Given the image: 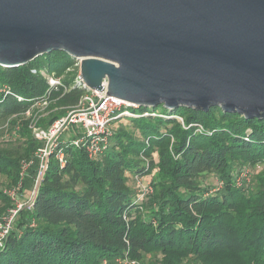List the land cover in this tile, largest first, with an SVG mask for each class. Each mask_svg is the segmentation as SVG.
Returning <instances> with one entry per match:
<instances>
[{
    "label": "trees",
    "instance_id": "1",
    "mask_svg": "<svg viewBox=\"0 0 264 264\" xmlns=\"http://www.w3.org/2000/svg\"><path fill=\"white\" fill-rule=\"evenodd\" d=\"M78 73L63 51L0 66V218L16 196L32 199L0 264H264V119L219 107H126L95 158L72 144L73 127L60 135L36 184L45 142L32 128L48 130L79 103ZM50 77L60 84L50 87ZM255 165L263 172L244 187L238 177ZM148 176L153 191L143 194L136 179Z\"/></svg>",
    "mask_w": 264,
    "mask_h": 264
},
{
    "label": "water",
    "instance_id": "2",
    "mask_svg": "<svg viewBox=\"0 0 264 264\" xmlns=\"http://www.w3.org/2000/svg\"><path fill=\"white\" fill-rule=\"evenodd\" d=\"M52 51L139 107L264 119V0H0V66Z\"/></svg>",
    "mask_w": 264,
    "mask_h": 264
},
{
    "label": "built area",
    "instance_id": "3",
    "mask_svg": "<svg viewBox=\"0 0 264 264\" xmlns=\"http://www.w3.org/2000/svg\"><path fill=\"white\" fill-rule=\"evenodd\" d=\"M77 63L79 65V62ZM48 84L50 87H55L60 84V81L50 77L48 78ZM76 86L83 88L85 94L82 96L79 103L72 108L64 118L56 121L48 130H41L35 127L32 128L35 137L45 142L44 148L39 149L40 152L43 153V157L41 154L36 184H38L46 168L44 163L45 158L57 148V138L62 134L70 133V127L76 130L72 144L76 147L83 148L87 152L89 158H95L102 152L110 123L121 116L130 115L127 110H125L126 107H138L107 95L105 88L103 91L87 89L82 82L80 72L76 79ZM26 115L28 116L30 113L28 112ZM56 158L60 166L63 167V154L59 152ZM29 163L31 164V162ZM29 163H24L22 165V174ZM240 177L243 178L245 175L241 174ZM136 181L143 194L151 191L148 184H146L148 187H145L146 185L143 184V179L138 178ZM8 195L14 198L16 194L9 193ZM32 195L34 196V192ZM31 200L25 204H18L19 207L8 211L6 215L0 218V248L4 244V240L9 233L18 211L22 207L31 206Z\"/></svg>",
    "mask_w": 264,
    "mask_h": 264
},
{
    "label": "rangeland",
    "instance_id": "4",
    "mask_svg": "<svg viewBox=\"0 0 264 264\" xmlns=\"http://www.w3.org/2000/svg\"><path fill=\"white\" fill-rule=\"evenodd\" d=\"M158 108H159V111H164V107H163V106H159ZM26 117H29V115L26 116ZM4 129H5V127H2V126L0 127V131H2V130H4ZM7 134H8V133H7L6 131H4V136H3V138L8 137ZM37 154H38V157H39V158H41V154H42V157H43V153H41L40 150H38ZM36 157H37V155H36ZM30 165H31V164L29 163L28 167L24 170L25 174H29V169H30V167H31ZM254 167H255V168H253V169H250V168H249L248 171L242 173L243 175H245V177H243V178H241L240 176L238 177V181L240 182V184L244 185V187H247V186H250V185H251L252 180H253V175H254V174H257V173H259V172H260V173L263 172V171L261 170L262 167H261L260 165H255ZM36 169H37V173H38V172H39V166H38ZM21 174H22V170H21ZM1 181H4V182H5V179H1ZM207 182H208V183H211V184H213V185H216V184H217V181H216V179H215V177H214L213 175L210 176L209 179H207ZM143 184H144V185L148 184L149 187L151 188V192L153 191V186H152V183H151V181H150V176H148L147 179L144 180ZM143 184H142V185H143ZM148 185H146L145 187H148ZM17 187H18V188H21L22 186L20 187V185L18 184ZM9 190H10V191H8V194H9V193H15V194H17V190H15V188H14V189H13V188H9ZM16 198L18 199V201H17L15 207H19L18 204H23V201L20 200L17 196H16ZM22 208H23V207H22ZM22 208H21V209H22ZM117 263L119 264L120 262L117 261ZM123 263H124V264H135V263H131V262L126 261V260L123 261ZM105 264H107V263H105ZM139 264H144V263H139ZM185 264H192V263H185Z\"/></svg>",
    "mask_w": 264,
    "mask_h": 264
}]
</instances>
